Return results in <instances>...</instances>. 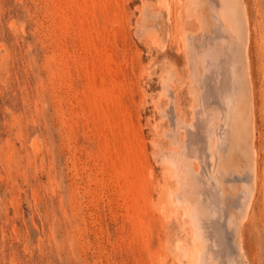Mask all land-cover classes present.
<instances>
[{
    "label": "rangeland",
    "instance_id": "374dc122",
    "mask_svg": "<svg viewBox=\"0 0 264 264\" xmlns=\"http://www.w3.org/2000/svg\"><path fill=\"white\" fill-rule=\"evenodd\" d=\"M148 1L0 0V264H182L175 246L191 241L185 222L162 223L144 195L130 203L122 183L159 200L161 160L174 145L162 110L176 89L192 118L195 100L184 83L213 57L194 59L187 40L197 33L200 41L212 19L207 5V28L198 11L189 17L198 0H169L170 11L150 0L155 15L146 13L154 8ZM227 1L229 10L234 0ZM241 1L250 18L260 191L239 230L248 264H264V0ZM128 155L137 168L131 161L126 169Z\"/></svg>",
    "mask_w": 264,
    "mask_h": 264
},
{
    "label": "bare ground",
    "instance_id": "6f19581e",
    "mask_svg": "<svg viewBox=\"0 0 264 264\" xmlns=\"http://www.w3.org/2000/svg\"><path fill=\"white\" fill-rule=\"evenodd\" d=\"M191 2L188 4H191ZM242 2L241 0H234L233 6L230 3L232 10H227L229 4L227 0H198L197 2H192L195 5V10L190 12L191 16L189 17H192V15L194 17L192 12L195 13L198 11L197 18H200L201 22H204V25H209V23H205L207 20L203 17L205 16L204 13L208 11V15L212 19V24H210V27L208 26L209 29L205 25L207 30H203L205 33H202L203 35L200 37V41L199 38H197V33L191 34L189 32L191 41L189 40L190 37L188 38L189 41L186 39L188 42H186V50L189 49L188 46L195 47L193 48L192 57L194 54L204 55V57L209 59L211 58L210 56L213 57V60L205 66L204 73L197 74L195 70H192V74L189 76L187 75L188 77H193L194 80L190 79L193 82L191 81L188 84L186 80L185 83H180L182 84L180 85L181 87L184 84L189 85V91L193 96L191 97L195 100H193L195 103L192 105L193 113L191 112L193 116L191 115L192 118L190 117L189 119L184 115L185 111H183L180 106L178 91L173 89V93L170 92L169 106L165 105L167 109H164L163 106V108H161V110L164 109L162 110L163 112H168L164 115L167 114V117H171L170 124H173L172 127L174 126V128H172L173 130L169 128L167 129L168 132L165 130L164 133L170 136L174 145L169 148L171 150L170 152L167 151L169 153L168 156H170L168 159L162 158L163 154L167 152H163V150L162 153L160 151V153H162L161 161H163L160 165L162 166V173L164 174H162V178H160L158 184H156L158 185L156 188L159 189L157 190V192L159 191V200H157V202L154 203L152 199L154 195L152 197L150 191L145 192L143 186H126L122 183V188L129 202L132 203L135 200H139V196L144 195V202H149L150 209L152 208L158 212V218L161 219L162 223H165L173 216L182 218V221L185 222L188 228L186 233L187 235L189 234L188 237L191 241L189 240L190 242H187L183 240L178 242L175 246L176 258H178L182 264H248V258H246L244 252L245 247L243 248L242 245L243 242L239 226L240 223L242 224V221L245 220V217H247L248 210L250 208L253 209V198L251 196L258 195L257 192L260 191V166L258 161L259 151L255 143V129L257 130L255 126V116L257 115H255V100L257 99H255L254 83L250 75V18L246 5ZM153 3L154 2H152V4ZM159 3L160 5L158 4L157 8L163 6L166 10L168 9V11H170L169 0H160ZM154 5L155 3L152 7ZM194 5H191V8H193ZM205 5H207V11L203 12L202 6L205 8ZM143 6L144 3L142 8ZM155 6L152 9L151 7L150 9L145 8V10H147L146 13L148 14L150 11V14H154L155 12H153V9H155L156 12L161 9L157 10ZM188 6L186 10L190 11L189 9L191 8H188ZM143 13V17L148 18L147 16L149 15H145V12ZM160 14L156 13V17ZM195 14H197V12ZM140 18L142 20V16ZM146 18H144V20ZM156 19L160 20L159 17ZM144 20L139 22L144 23ZM148 20L146 19L147 22ZM199 20L196 19L197 22H199ZM157 23L155 24L159 25L161 21ZM140 25L144 26V24L141 23ZM151 25L154 26L152 23ZM163 25L164 24H162V26ZM201 26L202 25L199 26L198 24L197 32L201 30L199 29L202 28ZM148 27L146 28L148 29ZM157 27L156 29L159 28ZM141 29L142 28L137 29L138 33L142 31ZM143 29L145 28L143 27ZM186 29L188 28H185V30ZM192 30V32L195 33V30ZM148 31L150 30L148 29ZM186 31L180 35L186 36ZM145 32H143V34ZM153 32L158 33L157 31ZM148 34L144 35L150 36L152 32L150 31ZM152 36H150V38ZM155 36L154 39H152L154 41H156L155 38H158ZM187 36H189V34ZM183 39L182 37V41L184 42ZM150 43L152 42L150 41ZM195 49L196 51H194ZM187 54L189 55L190 53L188 52ZM186 59L184 60L187 61ZM168 63L171 64L170 62ZM187 66H189V63ZM190 69L191 68H189V71ZM168 70H170L171 73L174 67L173 70L170 68ZM177 72L175 73L176 76L178 74L179 76L182 75L180 73L177 74ZM175 74H171V77ZM171 77L170 80L172 79ZM195 78L197 79L196 81ZM167 79H169V77ZM167 79L165 80L163 78L165 84ZM185 79H187V77ZM162 84H164L163 81ZM168 84L169 87L173 88L170 86L173 83ZM176 84L178 85V83H175L174 88L177 86ZM165 88L166 87H164V89ZM166 89H168V87ZM166 92H164L165 95H168L169 93ZM160 96H164L163 91ZM161 133H163V128ZM159 135L157 134V136ZM158 138L159 137L156 139L157 142ZM162 148H164V146H162ZM141 151L140 153H142ZM144 151L143 149V152ZM157 151L159 152V149H157ZM128 158L126 169L129 168L131 161L134 168H137L136 160L133 156L128 155ZM148 170L150 176L148 183L150 186L155 185L152 176L153 170H151L150 167H148ZM171 177L176 180L175 184H171L172 182L170 183L172 180H170ZM161 179L163 182L160 183ZM136 195L137 197H135ZM143 204L142 202L141 205ZM137 212H139V210H137ZM179 240H181V238ZM163 264L176 263L168 262L163 259Z\"/></svg>",
    "mask_w": 264,
    "mask_h": 264
}]
</instances>
